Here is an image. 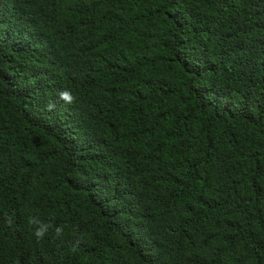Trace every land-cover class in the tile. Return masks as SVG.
I'll return each instance as SVG.
<instances>
[{
	"label": "trees",
	"instance_id": "16d2710c",
	"mask_svg": "<svg viewBox=\"0 0 264 264\" xmlns=\"http://www.w3.org/2000/svg\"><path fill=\"white\" fill-rule=\"evenodd\" d=\"M0 264H264V0H0Z\"/></svg>",
	"mask_w": 264,
	"mask_h": 264
},
{
	"label": "clouds",
	"instance_id": "9594fccd",
	"mask_svg": "<svg viewBox=\"0 0 264 264\" xmlns=\"http://www.w3.org/2000/svg\"><path fill=\"white\" fill-rule=\"evenodd\" d=\"M59 96L67 103H71L73 101V96L69 93L68 90H62L59 93ZM54 107V104L46 105V108L48 110H53ZM28 224L31 226L33 235L38 241L43 240L50 230L54 231V238L56 239L61 238L64 234L63 226H54L51 221L45 222L40 220L36 216H30L28 218Z\"/></svg>",
	"mask_w": 264,
	"mask_h": 264
}]
</instances>
